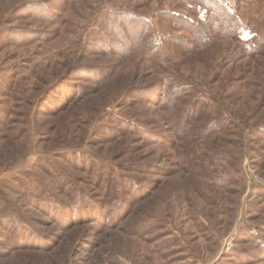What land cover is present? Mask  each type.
<instances>
[{"label": "rangeland", "instance_id": "1", "mask_svg": "<svg viewBox=\"0 0 264 264\" xmlns=\"http://www.w3.org/2000/svg\"><path fill=\"white\" fill-rule=\"evenodd\" d=\"M224 4L0 0V264H264V0Z\"/></svg>", "mask_w": 264, "mask_h": 264}, {"label": "trees", "instance_id": "2", "mask_svg": "<svg viewBox=\"0 0 264 264\" xmlns=\"http://www.w3.org/2000/svg\"><path fill=\"white\" fill-rule=\"evenodd\" d=\"M197 5V10L194 12H203V10L208 11L209 18L216 22L215 24L211 22V25L214 28L221 27L223 32H227L228 34L233 32L234 34L237 32L240 26V23L237 21L236 18H234V14L231 13V11L227 8V6L224 4V0H195ZM185 19V18H184ZM184 19H179V22L182 23L183 27L186 28L188 31H190L192 28L197 29V32L199 33L201 30V26L203 25L200 21L198 23H186L183 22ZM210 23V22H209ZM214 24V25H213ZM208 27V25H207ZM189 28V29H188ZM205 32V30H204ZM210 31L209 29L202 37V43H207L209 38Z\"/></svg>", "mask_w": 264, "mask_h": 264}]
</instances>
